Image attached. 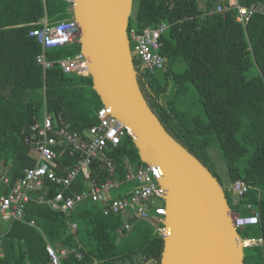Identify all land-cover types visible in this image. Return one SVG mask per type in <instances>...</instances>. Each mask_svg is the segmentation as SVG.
<instances>
[{
  "label": "trees",
  "instance_id": "trees-1",
  "mask_svg": "<svg viewBox=\"0 0 264 264\" xmlns=\"http://www.w3.org/2000/svg\"><path fill=\"white\" fill-rule=\"evenodd\" d=\"M260 3L264 0H237L248 7ZM71 5L70 0H0V169L11 185L24 176L25 168L36 164L26 138L45 114L53 118L55 129L69 123L84 131L98 122L103 104L91 76L65 73L58 63L44 72L36 63L42 45L30 36L31 30L42 27L45 17L51 24L72 19ZM218 5L226 9L217 12ZM235 5L231 0H138L129 29L142 32L168 24L158 49L167 60L166 70L151 73L135 57L149 103L168 132L220 180L209 151L218 147L227 167L226 193L233 212L247 213L250 205L261 213L259 223L239 232L243 238L264 240V15L241 23ZM79 52L81 45L75 40L50 48L46 55L57 61ZM189 84L199 94L205 117L183 106ZM55 150L60 168H54L66 174L77 157L63 146ZM106 159L114 165L112 172ZM142 164L127 134L95 166L99 180H122ZM238 179L250 186L242 197L231 190ZM85 186L81 174L69 193ZM8 191L0 182V198ZM56 191L51 185L49 196ZM39 193L30 191L23 219L6 227L0 264H51L48 245L58 252L69 249L63 264L160 263L164 239L152 222L133 218L130 212L106 215L101 203L88 201L65 214L38 202ZM127 221H133L132 228L120 233ZM72 223L77 225L74 231L69 228ZM247 248L245 264H264V243Z\"/></svg>",
  "mask_w": 264,
  "mask_h": 264
},
{
  "label": "water",
  "instance_id": "water-1",
  "mask_svg": "<svg viewBox=\"0 0 264 264\" xmlns=\"http://www.w3.org/2000/svg\"><path fill=\"white\" fill-rule=\"evenodd\" d=\"M134 0H72L93 89L130 130L143 163L163 169L166 214L159 264H245L226 188L168 132L140 82L128 36Z\"/></svg>",
  "mask_w": 264,
  "mask_h": 264
},
{
  "label": "built area",
  "instance_id": "built-area-1",
  "mask_svg": "<svg viewBox=\"0 0 264 264\" xmlns=\"http://www.w3.org/2000/svg\"><path fill=\"white\" fill-rule=\"evenodd\" d=\"M71 1V0H70ZM231 4H236V20L247 23L255 14L264 15V3L250 7L238 5L237 0H231ZM226 9L223 5L216 7L217 12ZM42 27L34 28L30 36L36 37L38 43L42 45V52L37 55L36 63L40 65L44 72L58 63L65 73L87 74V63L82 52L74 57L60 60H50L47 58V50L54 47L67 45L78 40L79 25L74 18L63 20L56 24H51L45 17L42 20ZM168 28V24L161 23L155 28H146L142 32L135 29L128 30L129 40L134 56H138L143 61V67L154 73L157 69L166 70L167 60L160 55L161 35ZM80 33V32H79ZM98 122L90 125L84 131L74 129L69 123H61L55 129L53 118L45 114L42 124L34 123L31 130L34 132L31 137L26 138V143L30 146L31 154L36 158L33 167L24 170V176L15 184H10V178L0 169V182L9 188L8 194L0 198V218L5 220H22L27 201L31 198L30 191L39 190L38 202L47 204L52 210L69 214L75 207L85 202H98L103 207L104 214H120L123 212L132 213V217L138 220H148L156 226V229L165 234L164 216L166 214L165 203H158L163 199L165 189L161 185L162 169L157 164L144 163L136 170L127 173L122 180L117 178H107L99 180V173L96 171V162L102 158L105 151L110 147L117 146L122 139L129 134V128L117 117L109 108L103 106L97 112ZM56 146H63L69 150L70 155L77 157V163L70 166L66 174H58L54 166H60L55 162L58 154ZM105 161V160H104ZM106 165L113 171L112 161L106 159ZM95 172V175L92 173ZM86 179V186L79 191L71 190L74 181L80 175ZM48 181V184L46 183ZM133 183L131 189L124 192L112 193L113 189H120ZM51 185L57 187V191L49 196ZM249 184L238 179L231 185V190L237 197L244 196ZM247 213H235L233 223L238 230L249 225H255L261 220L259 210L252 209L248 205ZM31 224H35L31 221ZM133 221H127L119 228L130 230ZM70 230L77 228L75 223L69 225ZM5 230L0 223V245L5 235ZM245 247L262 244V238H243ZM51 258V264H63L62 256L69 251L62 248L56 251L51 245L47 246ZM0 249V255H1ZM80 256V255H78ZM147 264H156L155 262Z\"/></svg>",
  "mask_w": 264,
  "mask_h": 264
},
{
  "label": "rangeland",
  "instance_id": "rangeland-1",
  "mask_svg": "<svg viewBox=\"0 0 264 264\" xmlns=\"http://www.w3.org/2000/svg\"><path fill=\"white\" fill-rule=\"evenodd\" d=\"M137 1L138 0H134V7L137 4ZM79 32H80V29H78V34H80ZM184 67H185V65L181 64V69H183ZM144 94L149 101V96L145 93V91H144ZM182 101H183V106L190 108V111L193 114H197V115H201V116L205 117L204 108L200 102L199 94L197 93V91L195 90V88L191 84H189L188 91H187V93L184 96ZM209 151H210L211 156H212L213 168L217 172V174L219 175V178H220L221 182L223 183V186L225 188H227L226 186L228 184V175H227L226 163H225L224 159L222 158V155H221V153H220V151L216 145H213L212 147H210ZM132 187H133V183H130L128 186L122 187L120 189H113L112 193L115 195L117 192H124L125 190L131 189ZM158 203H162V201L160 200V202H158ZM245 251L246 252L248 251L247 247H245ZM151 262H155L157 264V262L155 260H151L148 263H151Z\"/></svg>",
  "mask_w": 264,
  "mask_h": 264
},
{
  "label": "crops",
  "instance_id": "crops-1",
  "mask_svg": "<svg viewBox=\"0 0 264 264\" xmlns=\"http://www.w3.org/2000/svg\"><path fill=\"white\" fill-rule=\"evenodd\" d=\"M11 222H12V221H10L9 218H6L5 220H2V219L0 218V223L2 224V226H3V228H4L5 231H7V228H8V226L10 225ZM6 227H7V228H6Z\"/></svg>",
  "mask_w": 264,
  "mask_h": 264
},
{
  "label": "flooded vegetation",
  "instance_id": "flooded-vegetation-1",
  "mask_svg": "<svg viewBox=\"0 0 264 264\" xmlns=\"http://www.w3.org/2000/svg\"><path fill=\"white\" fill-rule=\"evenodd\" d=\"M139 82H140V85H141L143 92L145 91V93L147 94L146 90L144 89L145 87L143 84L142 74H139Z\"/></svg>",
  "mask_w": 264,
  "mask_h": 264
},
{
  "label": "bare ground",
  "instance_id": "bare-ground-1",
  "mask_svg": "<svg viewBox=\"0 0 264 264\" xmlns=\"http://www.w3.org/2000/svg\"><path fill=\"white\" fill-rule=\"evenodd\" d=\"M162 169V168H161ZM163 174H164V172H163V169H162V172H161V177H163Z\"/></svg>",
  "mask_w": 264,
  "mask_h": 264
},
{
  "label": "clouds",
  "instance_id": "clouds-1",
  "mask_svg": "<svg viewBox=\"0 0 264 264\" xmlns=\"http://www.w3.org/2000/svg\"><path fill=\"white\" fill-rule=\"evenodd\" d=\"M72 1V0H71ZM70 9H71V11H72V5H71V7H70ZM142 67H143V65H142ZM144 68V67H143ZM2 170V169H1ZM240 231V230H239Z\"/></svg>",
  "mask_w": 264,
  "mask_h": 264
}]
</instances>
